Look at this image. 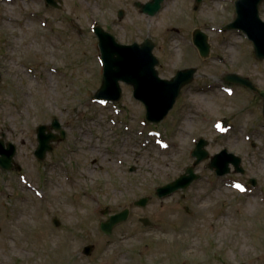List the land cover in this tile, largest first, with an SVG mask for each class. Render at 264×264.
Returning <instances> with one entry per match:
<instances>
[{"label":"rangeland","instance_id":"rangeland-1","mask_svg":"<svg viewBox=\"0 0 264 264\" xmlns=\"http://www.w3.org/2000/svg\"><path fill=\"white\" fill-rule=\"evenodd\" d=\"M149 1L62 0L57 9L0 0V139L17 146L15 168L0 167V264H264L263 99L222 88L235 73L264 89V60L243 32L222 30L235 18L231 0L198 10L195 0H165L154 17L135 6ZM96 24L122 44L150 36L162 79L197 69L159 124H146L130 85L121 83L117 103L94 99L103 76ZM199 29L210 37L207 59L192 42ZM54 119L67 137L40 161L37 128ZM222 119L229 127H217ZM199 138L210 157L225 148L241 157L243 173L217 177L209 158L195 168L199 181L159 199L156 189L193 165ZM147 196L146 207L134 205ZM126 207L129 219L103 233L101 222Z\"/></svg>","mask_w":264,"mask_h":264},{"label":"water","instance_id":"water-1","mask_svg":"<svg viewBox=\"0 0 264 264\" xmlns=\"http://www.w3.org/2000/svg\"><path fill=\"white\" fill-rule=\"evenodd\" d=\"M46 1L54 8L61 7L62 0ZM163 2L164 0H151L147 3L136 2L135 6L140 8L142 13L154 17L161 10ZM262 2L264 0H237V16L232 23L225 27L230 30H242L253 42L255 56L259 60H264V21L259 15V6ZM124 14V11H120L119 18H122ZM94 30L99 38L104 64L102 85L95 98L110 102L120 101L122 98L121 83L123 82L133 87L135 99L145 105L146 119L155 124L162 122L173 109L183 87L194 80L197 69L179 70L171 80L162 79L156 69L159 60L153 53L155 45L150 38L142 44L123 45L117 43L115 37L102 27L96 26ZM194 43L204 58L210 55L211 45L208 42L207 35L196 31L194 33ZM226 80L258 92L264 99V90L256 88L247 78H243L238 74H229L226 75ZM52 130L59 131L60 134L57 135ZM63 138H65V131L57 119H54L51 126L40 125L38 127V147L35 156L39 160H44L47 154L53 150V143ZM207 145V141L200 140L193 151V156L196 158L194 165L188 167L186 172L173 182L159 187L156 190V195L159 198H165L179 190L187 189L195 180L199 179V175L195 173V167L209 158V153L205 149ZM16 154L17 147L15 144L10 142L6 144L3 139H0V166L3 169L11 171L15 168L14 158ZM241 163V157L229 153L225 149L211 157L209 168L215 170L219 176H224L231 172V165L234 166L237 173H243ZM251 182L256 184L255 180H251ZM150 200L151 197H144L135 201L134 205L145 207ZM130 212V208H126L111 215L107 221L101 224L102 231L107 235H111L117 225L129 219ZM140 221L145 226L151 225L148 218H141ZM56 224L59 225V222H56ZM94 248V245H87L83 249V254L91 256Z\"/></svg>","mask_w":264,"mask_h":264},{"label":"flooded vegetation","instance_id":"flooded-vegetation-1","mask_svg":"<svg viewBox=\"0 0 264 264\" xmlns=\"http://www.w3.org/2000/svg\"><path fill=\"white\" fill-rule=\"evenodd\" d=\"M204 1H205V0H201L200 2H198V0H195V3H194V9H195V10H198V9L201 7V5L203 4ZM232 8L235 9V3H234V5L232 6ZM155 49H156V45H155ZM154 51H155V50H154ZM237 87L242 88L241 86H237ZM242 89H243V88H242ZM1 136L3 137L4 135L2 134ZM186 210L190 212V210H188V209H186ZM55 220H57V219H53V221H52L53 224H54V226L59 227V226L61 225L60 221H58V222H59V225H56V224L54 223Z\"/></svg>","mask_w":264,"mask_h":264}]
</instances>
